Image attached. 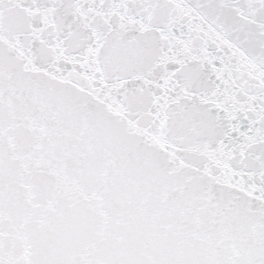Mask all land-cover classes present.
I'll return each instance as SVG.
<instances>
[{"label":"snow or ice","instance_id":"6c2138e0","mask_svg":"<svg viewBox=\"0 0 264 264\" xmlns=\"http://www.w3.org/2000/svg\"><path fill=\"white\" fill-rule=\"evenodd\" d=\"M0 264H264V0H0Z\"/></svg>","mask_w":264,"mask_h":264}]
</instances>
